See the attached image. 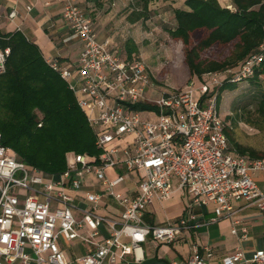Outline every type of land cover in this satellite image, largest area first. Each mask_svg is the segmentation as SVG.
I'll return each mask as SVG.
<instances>
[{
	"label": "built area",
	"instance_id": "built-area-1",
	"mask_svg": "<svg viewBox=\"0 0 264 264\" xmlns=\"http://www.w3.org/2000/svg\"><path fill=\"white\" fill-rule=\"evenodd\" d=\"M56 1L83 48L74 63L61 64L57 58L46 62L74 92L101 153L70 152L67 169L50 174L4 145L0 132V264H131L127 255L147 238L177 241L195 227L193 207L210 203L215 215L210 221L228 216L231 232L246 239L248 226L234 217L233 202L244 200L264 212V186L255 178L264 171V157L241 155L231 147L218 98L224 82L238 83L254 75L264 61V39L233 67L194 77L182 88H161L141 56L130 58L123 49H111L99 40L78 0ZM15 15L10 13L11 18ZM9 53V48H0V74L6 71ZM138 104L154 108L135 109ZM116 168L122 171L110 178L108 171ZM131 174L138 177L135 194L117 188ZM91 178L103 190L85 191L88 206L80 208L70 191L82 192ZM176 190L189 197L186 213L176 222L146 224L149 204L170 199ZM104 196L117 203V216L96 213ZM101 226L109 232L98 240ZM61 238H80L95 249L69 261ZM192 250L185 264H211V246L192 243ZM223 263L264 264V249L247 256L238 247Z\"/></svg>",
	"mask_w": 264,
	"mask_h": 264
},
{
	"label": "trees",
	"instance_id": "trees-1",
	"mask_svg": "<svg viewBox=\"0 0 264 264\" xmlns=\"http://www.w3.org/2000/svg\"><path fill=\"white\" fill-rule=\"evenodd\" d=\"M151 1L137 0L128 20L147 21ZM230 2L231 5L223 6L219 0H185L188 9H174L175 24L164 27L173 39L182 42L190 79L233 67L262 43L264 0ZM196 32H205V35L193 41ZM215 45H233V49L223 60L204 59L203 53ZM0 48L10 49L6 71L0 74L3 144L13 148L26 163L50 174H60L67 169L66 156L70 152L99 156L101 151L85 112L67 82L48 65L38 45L21 31L0 32ZM125 48L130 58L139 56L133 39L126 41ZM261 76H264V61L253 76L242 82H258ZM238 83L224 82L219 87L218 104L223 92L235 89ZM153 108L151 104L135 106L139 110ZM257 111L264 119V94L258 100ZM227 135L238 154L264 157L263 150L236 141L229 126Z\"/></svg>",
	"mask_w": 264,
	"mask_h": 264
},
{
	"label": "crops",
	"instance_id": "crops-1",
	"mask_svg": "<svg viewBox=\"0 0 264 264\" xmlns=\"http://www.w3.org/2000/svg\"><path fill=\"white\" fill-rule=\"evenodd\" d=\"M184 1L183 6L174 5L169 1H166V4L170 3L173 11L176 8L188 9ZM78 4L87 14L89 12L95 15L96 21L94 18L92 20L100 41H107L111 49L121 48L127 54L125 43L131 38L137 44L139 53L141 52L140 36L136 33L140 21H129L128 14L126 27L121 29L117 23L108 22L103 18L100 0H78ZM12 11L16 13L13 18L10 17ZM15 31H21L28 40L38 45L45 60L57 58L61 64H71L76 62L83 48L81 40L72 37L62 15V6L56 0H0V32ZM121 171L119 168L110 169L108 176L114 178ZM255 178L257 183L263 187L264 171L256 172ZM137 181V174H131L117 188L135 194ZM102 190L101 183L91 178L82 192L70 191V193L76 196L80 208H86L88 205L84 199V192H102ZM188 204L189 197L181 190H176L168 200L154 199L149 204L143 220L150 225L176 222L186 213ZM233 205L234 217L248 226L249 233L246 239H240L238 235L231 232L232 218L223 216L216 221H210L215 216L213 203L196 205L193 207L195 219L192 221L195 227L191 231L183 234L173 243L161 242L149 237L127 257L131 259V264H185L193 252L192 243H197L200 248L209 245L214 249L211 264H224L223 258L238 247H241L247 256H252L257 250L264 249V212L244 200L235 201ZM96 213L117 216L119 207L113 199L104 196ZM75 215L77 218L82 216L79 210L75 211ZM100 232L101 236L98 240L107 236L109 231L106 226H101ZM122 240L126 243L130 242L129 237H123ZM60 242L69 261L95 249L93 244L86 243L80 238L70 241L61 238ZM105 264L111 263L106 261Z\"/></svg>",
	"mask_w": 264,
	"mask_h": 264
},
{
	"label": "rangeland",
	"instance_id": "rangeland-1",
	"mask_svg": "<svg viewBox=\"0 0 264 264\" xmlns=\"http://www.w3.org/2000/svg\"><path fill=\"white\" fill-rule=\"evenodd\" d=\"M100 1L103 18L125 29L126 16L137 5V0ZM166 1L183 6L184 0H152L150 2L149 19L145 22L140 21L138 29L136 28V33L140 36L139 55L150 66L153 81L158 86L182 88L190 80V75L184 63L182 42L173 39L164 29V27H173L175 24L173 7L170 3L166 4ZM219 1L223 6L231 5L230 0ZM88 14L92 19L95 17L89 12ZM94 20L96 21L95 18ZM204 35L205 32H196L193 35V41H198ZM232 49L233 45H215L203 53V58L223 60L229 56ZM262 94H264V76H261L258 82L247 80L238 83L235 89L223 92L219 110L223 117L229 116L226 118L229 132L236 141L264 151V119L257 111L258 100Z\"/></svg>",
	"mask_w": 264,
	"mask_h": 264
}]
</instances>
